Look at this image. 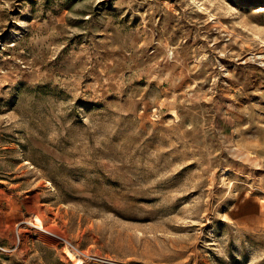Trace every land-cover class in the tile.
Returning <instances> with one entry per match:
<instances>
[{
	"label": "rangeland",
	"instance_id": "1",
	"mask_svg": "<svg viewBox=\"0 0 264 264\" xmlns=\"http://www.w3.org/2000/svg\"><path fill=\"white\" fill-rule=\"evenodd\" d=\"M0 264H264V0H0Z\"/></svg>",
	"mask_w": 264,
	"mask_h": 264
},
{
	"label": "bare ground",
	"instance_id": "2",
	"mask_svg": "<svg viewBox=\"0 0 264 264\" xmlns=\"http://www.w3.org/2000/svg\"><path fill=\"white\" fill-rule=\"evenodd\" d=\"M39 221V223H41V220H37V222ZM31 225H36V227H39V228H41L42 227V225L41 224H38V223H33V222H31Z\"/></svg>",
	"mask_w": 264,
	"mask_h": 264
}]
</instances>
